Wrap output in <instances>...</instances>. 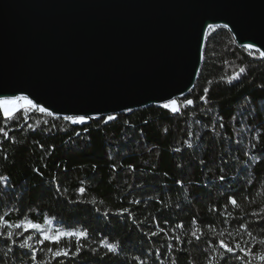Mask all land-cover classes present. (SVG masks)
Segmentation results:
<instances>
[{
	"label": "trees",
	"instance_id": "1",
	"mask_svg": "<svg viewBox=\"0 0 264 264\" xmlns=\"http://www.w3.org/2000/svg\"><path fill=\"white\" fill-rule=\"evenodd\" d=\"M209 31L194 86L185 94L196 103L181 114H165L149 105L115 114L118 118L108 124L94 120L71 125L60 116L40 113H32L29 122L47 120L48 125L41 123L34 132L18 126L22 119L10 124L15 143H0V176L9 178L0 194V214L11 212L8 218L16 222L18 208L19 217H49L52 229L87 228L89 237L81 241L86 250L78 257L61 258L60 264H172L173 256L177 264H206L211 256L206 242L214 239L210 224L232 231L242 246L256 245L255 251L264 253V223H255L264 219V59L238 46L228 29ZM241 67L245 73L229 82ZM205 88L208 98L200 101ZM52 124L57 128L51 129ZM80 186L86 189L82 196L76 192ZM229 196L239 207H224ZM77 200L85 202L70 203ZM213 207L219 212L211 211ZM121 208L130 209V215H113ZM226 216L228 223H223ZM178 223L184 228L173 231ZM241 223L249 224L252 237L237 233ZM158 227L167 235L151 236ZM197 227L205 236L190 244ZM105 237L119 242L118 254L104 255L99 241ZM75 244V239H66L60 247L74 250ZM169 244L178 251H169ZM48 247L52 245L43 246L38 259L47 258ZM6 251L0 242V264H31L22 254L25 250L13 246L5 257ZM251 264L260 262L253 259Z\"/></svg>",
	"mask_w": 264,
	"mask_h": 264
},
{
	"label": "water",
	"instance_id": "2",
	"mask_svg": "<svg viewBox=\"0 0 264 264\" xmlns=\"http://www.w3.org/2000/svg\"><path fill=\"white\" fill-rule=\"evenodd\" d=\"M208 23L261 47L264 0H0V93L23 90L59 116L187 94Z\"/></svg>",
	"mask_w": 264,
	"mask_h": 264
},
{
	"label": "snow or ice",
	"instance_id": "3",
	"mask_svg": "<svg viewBox=\"0 0 264 264\" xmlns=\"http://www.w3.org/2000/svg\"><path fill=\"white\" fill-rule=\"evenodd\" d=\"M229 25L227 23L220 25L215 23H208L206 27L201 29L202 41L207 40L211 35L209 30L213 32L217 29L223 28L227 29ZM242 47L248 50L249 54L253 51L260 54V58L264 59V51H262L261 47H257L255 42L243 44ZM199 59H203L202 50ZM195 71H199V69H194ZM245 68L241 67L239 72L236 73L233 77L229 78V82L232 79H239L240 75L245 73ZM192 89H188V92L191 93ZM209 92L208 88L204 89V95L199 97L200 101L207 100V93ZM156 108L163 110L165 114L171 113L172 115L181 114L185 109L195 105L196 100L192 98H186L183 91L179 92V95L169 94L166 97H160L153 101ZM123 111L125 113H131L132 109L124 106ZM32 113H40L47 114L49 117L59 116L58 113L50 110L49 107L42 105L41 103L35 101L34 98H30L28 94H25L23 90H17L13 94H3L0 93V143L3 141H10L15 143V137L11 135V133L15 130L9 127L12 123H18L20 119L23 120V124H19L18 126L23 129L26 125L27 130L34 132L36 127L41 123L44 125H48L47 120H36L35 123H30L29 118ZM60 118L63 121L68 122L71 125H86L89 121L100 120L103 124H108L111 121L116 120L118 117L115 114H105L101 115L99 113H95L92 115H84V114H76V115H62ZM126 123H128L126 121ZM145 124L148 121H144ZM223 127V124H221ZM57 128V125L52 124L51 129ZM60 131H65V129L61 128ZM85 133L88 132V128L85 127L83 129ZM167 131V129H165ZM74 135L79 137L81 133L79 131L74 132ZM259 140V137H257ZM39 143V142H38ZM41 148L44 147L43 144H39ZM193 145L189 142L187 143V147L191 148ZM53 146L49 145V149L51 150ZM255 147V146H254ZM175 151L179 152L181 149L177 148ZM9 158L8 153L5 152L3 155V159L7 160ZM203 163V161H201ZM93 168L96 165H92ZM113 170H115V165L112 166ZM132 165H129L131 168ZM34 172L42 175L39 172V169H33ZM165 176L167 173L164 174ZM226 177L221 175L219 177L220 181H224ZM9 178L7 176H0V194L3 193V190L8 187ZM177 184H182L183 182L180 180L176 181ZM86 189L84 186H80L76 189L78 196H82L85 193ZM56 192L59 193V185L56 186ZM85 201H70V203H84ZM95 203V201H93ZM131 203L138 204L139 201H131ZM228 204L233 207H239L237 199L234 196L228 197V203L224 205L227 208ZM97 212L100 210L97 208ZM211 211L219 212V209L213 207ZM18 214V219L16 222H13L8 217L11 215V212H4L0 214V242L4 243L7 246V251L4 253L5 257L9 252L13 251V246L25 250L23 255L27 256L31 261V264H60L61 258L68 257H78L83 251L86 250V245L82 244V240H87L89 237V230L87 228H71V229H52L50 227L52 220L45 216L42 221L32 220L30 216L19 217V209H16ZM105 216L108 215L107 212L104 213ZM113 215H130V209L121 208L117 210ZM253 215H261L257 213H253ZM155 219V218H154ZM223 223H228L227 216ZM158 223V222H157ZM167 223V221H165ZM192 223L195 225L197 223L196 218H193ZM256 224L264 223V219L255 221ZM184 225L182 223H178L175 225L176 229H183ZM208 231L213 233L214 239L208 240L206 251L211 252V256L206 260V264H225L226 261L230 262V264H251L252 260L255 259L260 262V264H264V253H257L255 251L256 245H252L251 247L242 246V243L236 236L233 235L232 231L224 230L219 231L215 228L214 225L207 226ZM237 233L243 235L247 233L249 237H252L253 233L249 230V224L241 223L236 229ZM160 234L167 235V231L165 228L158 227L157 231H153L150 233L151 236H158ZM192 240L189 241L191 244L193 241L199 242L205 236V232L202 228H194L190 233ZM215 237H219L218 239ZM171 239V237H169ZM66 239H75L76 244L73 248L70 247H60ZM175 241L178 243H182L181 237L176 236ZM245 245L249 242L244 241ZM260 243H264V240L260 241ZM46 244L52 245V247L47 248V252L44 253L46 255V259H38L39 255L43 253V246ZM101 248L105 249L104 255L108 254H118L120 252V244L119 242H111L108 237L99 241ZM39 250H38V247ZM169 251L176 252L177 249L173 248L172 244L168 245ZM182 250V249H181ZM89 251L95 253L98 249H89ZM157 251V258H159L160 253ZM104 256H101L103 259ZM139 260V258H136ZM139 264H145V261H139ZM172 264H177V259L175 256L172 257Z\"/></svg>",
	"mask_w": 264,
	"mask_h": 264
}]
</instances>
